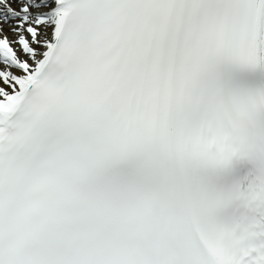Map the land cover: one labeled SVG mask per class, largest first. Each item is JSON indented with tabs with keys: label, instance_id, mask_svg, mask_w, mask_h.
<instances>
[{
	"label": "snow or ice",
	"instance_id": "6c2138e0",
	"mask_svg": "<svg viewBox=\"0 0 264 264\" xmlns=\"http://www.w3.org/2000/svg\"><path fill=\"white\" fill-rule=\"evenodd\" d=\"M0 9V264H264V0Z\"/></svg>",
	"mask_w": 264,
	"mask_h": 264
},
{
	"label": "bare ground",
	"instance_id": "6f19581e",
	"mask_svg": "<svg viewBox=\"0 0 264 264\" xmlns=\"http://www.w3.org/2000/svg\"><path fill=\"white\" fill-rule=\"evenodd\" d=\"M13 7H16V4H13ZM3 10V9H2ZM5 28H7V26L5 25ZM9 38H11V37H9Z\"/></svg>",
	"mask_w": 264,
	"mask_h": 264
}]
</instances>
